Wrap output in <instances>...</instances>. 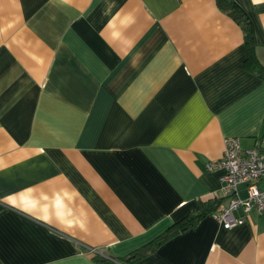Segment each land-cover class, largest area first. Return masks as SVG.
Returning a JSON list of instances; mask_svg holds the SVG:
<instances>
[{"label": "crops", "instance_id": "crops-1", "mask_svg": "<svg viewBox=\"0 0 264 264\" xmlns=\"http://www.w3.org/2000/svg\"><path fill=\"white\" fill-rule=\"evenodd\" d=\"M231 1L264 68V0ZM247 56L215 0H0V264H264V215L187 225L224 139L264 140Z\"/></svg>", "mask_w": 264, "mask_h": 264}, {"label": "built area", "instance_id": "built-area-1", "mask_svg": "<svg viewBox=\"0 0 264 264\" xmlns=\"http://www.w3.org/2000/svg\"><path fill=\"white\" fill-rule=\"evenodd\" d=\"M223 146L222 157L206 167L222 172L221 191L229 198L227 205L218 207L211 217L224 229H231L243 224L252 212L264 215V140L242 149L237 138L227 137ZM240 188L246 190L245 197L238 195Z\"/></svg>", "mask_w": 264, "mask_h": 264}, {"label": "trees", "instance_id": "trees-1", "mask_svg": "<svg viewBox=\"0 0 264 264\" xmlns=\"http://www.w3.org/2000/svg\"><path fill=\"white\" fill-rule=\"evenodd\" d=\"M215 3L219 10L226 13L237 25L240 26L243 33V41L247 48V59L245 64L248 67V70L256 73L260 78L264 79V68L257 62L254 55V45H253V32L252 26L247 18V16L243 13V11L231 0H215ZM217 209V202L207 203L203 208H200L195 214L189 217V223L187 225H194L199 218L205 216L207 214H211L215 212ZM171 236V233H165L158 238H156L152 243L146 245L145 247L132 252L127 259L130 261L137 260L139 258L144 257L149 252L153 251L157 246H159L162 242L167 240ZM95 262L97 264H121L120 262H111L104 257H99L95 255ZM126 259V260H127ZM126 262V261H122Z\"/></svg>", "mask_w": 264, "mask_h": 264}]
</instances>
